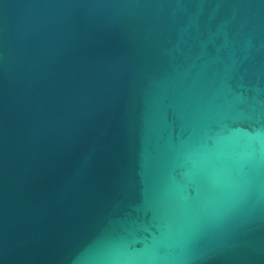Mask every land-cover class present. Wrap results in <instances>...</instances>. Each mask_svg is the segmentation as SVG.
I'll return each instance as SVG.
<instances>
[{
	"label": "water",
	"instance_id": "95a60500",
	"mask_svg": "<svg viewBox=\"0 0 264 264\" xmlns=\"http://www.w3.org/2000/svg\"><path fill=\"white\" fill-rule=\"evenodd\" d=\"M0 264H264V0H0Z\"/></svg>",
	"mask_w": 264,
	"mask_h": 264
}]
</instances>
